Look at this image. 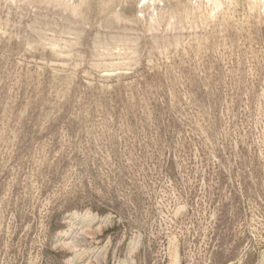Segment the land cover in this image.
Here are the masks:
<instances>
[{
    "label": "rangeland",
    "instance_id": "rangeland-1",
    "mask_svg": "<svg viewBox=\"0 0 264 264\" xmlns=\"http://www.w3.org/2000/svg\"><path fill=\"white\" fill-rule=\"evenodd\" d=\"M0 264H264V0H0Z\"/></svg>",
    "mask_w": 264,
    "mask_h": 264
}]
</instances>
